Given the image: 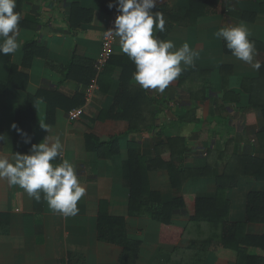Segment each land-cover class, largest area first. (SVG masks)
<instances>
[{"label":"crops","instance_id":"obj_1","mask_svg":"<svg viewBox=\"0 0 264 264\" xmlns=\"http://www.w3.org/2000/svg\"><path fill=\"white\" fill-rule=\"evenodd\" d=\"M71 1L16 0L15 9L19 8L26 26L19 28L21 47L9 54L11 62L23 69L24 46L33 39H38L42 50L27 70L26 90L7 87L0 94V134L5 136L0 141V157L11 162L16 153H29L32 144H39L47 135L50 140L59 138L64 146L63 158L77 169L86 193L78 201V214L64 218L52 212L43 198L36 202L23 189L0 180V264H119L120 248L98 238L102 210L113 217H126L130 238L140 242L136 264H169V255L176 248L187 249L190 237L179 236L177 230L176 239H169L172 231L166 233L157 220L129 216L130 145L135 144L142 155L151 159L158 142L183 138L188 150L179 164L188 169L204 168L208 161L214 164L210 151L222 152L228 145L239 154L264 153L260 141L264 138V113L252 105L257 95V104L264 103V79L258 81L261 69L257 72L232 56L223 39L214 35L221 27L246 25L258 52L255 59L264 62V0H230V3L219 0L210 13L190 26L178 20L189 10L191 0H158L156 6L176 18L172 23L167 20L171 27L162 40L173 41L177 48L187 42L200 55L194 61L195 67L182 72L163 93L142 89L132 77V85L150 97L139 116L154 122V127L144 125L137 131L130 130L126 119L100 118L102 112L110 111L115 104L124 68L135 67L121 51L118 37L114 44L115 60L103 72L99 89L87 104L83 117L70 121L68 113L77 106L64 99L58 101L53 113H48L51 92H60L68 98L84 94L87 85L81 79L83 75L77 71L66 78L63 67L70 63L74 53L82 63L94 64L101 54L105 31L112 23L114 27L119 15L116 0H78L79 6L92 10L94 16L91 22L82 23L81 29L72 32ZM109 3L114 6L109 8ZM153 34L159 38L160 32L154 30ZM3 58H0V82H6L10 72ZM117 58L125 60L117 63ZM41 91L43 96L36 102L33 143L17 151L16 130L11 125L16 123L18 109L25 107L28 94L37 95ZM88 134L101 141L118 136L117 153L107 157L106 150L101 156L88 149ZM223 162L219 159L218 172L223 170ZM149 183L151 190L159 192L162 202L180 195L213 198L218 192L216 175L190 177L182 188L175 189L169 172L155 169L149 172ZM252 191H264V181L242 176L227 189L231 221L245 220L247 197ZM189 221L188 212H178L172 217V226L182 229ZM247 230L261 233L264 226L249 223ZM165 236L168 239L162 241ZM237 258L236 251L219 247L208 253L205 264H236Z\"/></svg>","mask_w":264,"mask_h":264},{"label":"trees","instance_id":"obj_2","mask_svg":"<svg viewBox=\"0 0 264 264\" xmlns=\"http://www.w3.org/2000/svg\"><path fill=\"white\" fill-rule=\"evenodd\" d=\"M218 1L191 0L189 10L178 22L185 26L194 25L198 18L210 13ZM14 11L19 12V8L14 9ZM69 11V24L72 32L81 29L82 23L91 22L94 16L92 10L81 8L78 0L71 1ZM154 11L160 12L166 21L165 31L160 32L159 35V39L162 40L171 27V24H167V20L170 19L169 21L172 23L176 18L157 6ZM24 26H26V23L21 19L19 28ZM24 50L23 69L11 62L10 55L7 58L0 55V58H3L10 68L7 81L0 82V94H4L7 87L26 90L29 82L27 70L31 66L34 57L42 50V47L39 46L38 39H33L25 44ZM114 60L112 56L100 74L98 83L101 81L103 72L111 66ZM123 60L125 59L117 58V63ZM63 69L66 72V78L71 77L72 74L75 75L74 73L77 71L81 73L83 75L81 79L86 85L90 83L95 75L94 64L82 63L77 53L73 54L70 63ZM131 69L129 66L124 68L115 104L110 111L102 112L100 118L126 119L130 123L131 131H137L144 125L145 128H152L154 127L153 119L147 120L145 116H139L143 105L150 101V97L142 89L132 85L131 79L136 68ZM262 79H264V67H261L258 81ZM51 94L49 114L56 109L60 99L68 100L72 106L79 107L85 104L84 94H75L71 98L64 97L60 92H51ZM41 96H43V91L37 95L28 94L25 107L17 111L16 124L31 137V141L25 143L24 138L16 131L17 151H21L26 145L33 143L32 132L35 123L36 102ZM257 98L258 95L253 98L252 105L264 113V103L257 104ZM143 119L147 122H142ZM86 140L88 149L98 152L101 156L103 150H106L107 157H111L118 151V136L107 141H101L94 134H88ZM260 141L264 147V138L261 137ZM187 150L188 145L185 139L172 138L166 142H158L154 157L148 159L140 153L138 146L135 144L130 145L129 178L131 194L129 216H149L157 220L164 227L166 233L169 230L172 231L169 234V239H176L175 231L177 230L180 232L179 236L190 237V244L187 249L181 251L176 248L174 253L172 252L173 255L175 254L174 257L172 253L169 255V264H205L208 253L219 247L236 251L238 254L236 264H264V231L253 233L247 230L249 223H259L264 226V191H252L248 194L244 221L230 220V202L226 196L227 189L235 185L242 176H252L258 181H264V153L246 152L239 154L232 149L231 145H228L222 152L210 151V157L214 158V164L208 161L204 168L188 169L179 164V160L183 159ZM219 159L224 161L221 172L217 171L220 166ZM155 169L167 170L175 189L182 188L190 177L216 175L218 181L217 195L213 198L180 195L169 202H162L159 192L150 188L149 172ZM182 211L188 212L190 216L188 226L182 229L173 228V215ZM98 223L99 241L120 248L117 263L136 264L139 257L140 242L130 238L126 217H113L108 214L107 210H102L99 214ZM167 239H162V241Z\"/></svg>","mask_w":264,"mask_h":264},{"label":"clouds","instance_id":"obj_3","mask_svg":"<svg viewBox=\"0 0 264 264\" xmlns=\"http://www.w3.org/2000/svg\"><path fill=\"white\" fill-rule=\"evenodd\" d=\"M230 3V0H225ZM158 0H116L119 15L114 27L108 29L106 38H119L121 51L135 64L133 79L142 89L163 93L182 72L195 67L199 58L198 49L187 42L179 48L171 40H161L154 36V30L165 31L163 15L154 11ZM113 3L108 7L112 8ZM16 0H0V55L14 54L20 47L18 41L19 22L22 16L14 11ZM223 39L232 56L249 64L259 71L264 62L255 59L258 52L250 40V31L239 23L221 27L215 34ZM49 133V129L41 124ZM11 127L23 138L31 141L26 132L13 123ZM5 136L0 134V141ZM64 146L59 138L49 139L47 135L39 144H32L27 154L16 153L10 162L0 157V180L10 186L23 189L30 198L40 202L43 198L48 208L64 218L78 214V201L85 195L86 188L78 179L77 169L69 160L63 158ZM61 160L59 164L54 161Z\"/></svg>","mask_w":264,"mask_h":264},{"label":"built area","instance_id":"obj_4","mask_svg":"<svg viewBox=\"0 0 264 264\" xmlns=\"http://www.w3.org/2000/svg\"><path fill=\"white\" fill-rule=\"evenodd\" d=\"M111 28H113V23L111 24V26L108 29H111ZM115 40H116V38H106L104 35L103 40H102V46H101L102 47L101 54L98 57V59L94 62L95 75L91 79L90 83L87 85V88L84 92L85 104L80 106V107H76V108L69 111L68 118L70 121H76L78 119H81L83 117L84 113L86 112L87 104L93 100L95 93L99 89V83H98L99 76L102 73V71L104 70V68H105L106 64L108 63V61L110 60V58L114 54Z\"/></svg>","mask_w":264,"mask_h":264}]
</instances>
